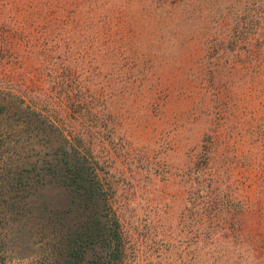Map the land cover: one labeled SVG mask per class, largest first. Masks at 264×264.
<instances>
[{
    "label": "rangeland",
    "instance_id": "1",
    "mask_svg": "<svg viewBox=\"0 0 264 264\" xmlns=\"http://www.w3.org/2000/svg\"><path fill=\"white\" fill-rule=\"evenodd\" d=\"M121 2L99 27L91 0H0V264H63L71 154L106 188L122 264H264V0L205 52Z\"/></svg>",
    "mask_w": 264,
    "mask_h": 264
},
{
    "label": "trees",
    "instance_id": "2",
    "mask_svg": "<svg viewBox=\"0 0 264 264\" xmlns=\"http://www.w3.org/2000/svg\"><path fill=\"white\" fill-rule=\"evenodd\" d=\"M106 0L96 5L91 0L87 6L88 14H93L97 25L112 27L119 24L121 0ZM123 1V0H122ZM137 2L147 16H153L155 22L163 27L183 34L187 42L200 44L204 52L210 42H218L221 49L223 32L228 27L226 13L229 10L237 16L242 0H126ZM227 1H230L227 4ZM127 9V8H124ZM237 19L233 22L238 26ZM238 34H233L235 42ZM236 39V40H235ZM68 155V154H67ZM70 161L60 164L59 183L68 199L69 209L76 212L77 220L63 234V246L60 251L63 264H81L95 260L98 264H122L123 242L119 219L109 203L106 188L99 175L86 160L78 155H68ZM49 202H42V210L46 211ZM52 220L64 219L60 210L55 209L48 215Z\"/></svg>",
    "mask_w": 264,
    "mask_h": 264
}]
</instances>
